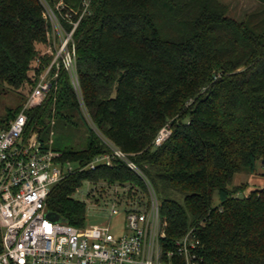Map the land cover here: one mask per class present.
<instances>
[{"label":"trees","instance_id":"16d2710c","mask_svg":"<svg viewBox=\"0 0 264 264\" xmlns=\"http://www.w3.org/2000/svg\"><path fill=\"white\" fill-rule=\"evenodd\" d=\"M61 2L66 12L82 0ZM257 2L238 21L222 0H93L74 37L95 126L155 187L165 250L194 230L201 264H264V190L240 198L245 187L231 188L236 175L264 165V0ZM48 29L39 0H0V95L27 101L37 61V73L52 62L41 57ZM51 80L43 104L27 113V133L42 139L56 122L75 129L81 122L86 147L66 149L64 160L85 167L112 156L111 166L70 176L48 198L49 213L82 229L87 205L74 198L78 189L145 186L90 128L68 74L56 66ZM167 125L171 137L155 147Z\"/></svg>","mask_w":264,"mask_h":264},{"label":"built area","instance_id":"2783aa9c","mask_svg":"<svg viewBox=\"0 0 264 264\" xmlns=\"http://www.w3.org/2000/svg\"><path fill=\"white\" fill-rule=\"evenodd\" d=\"M92 1L82 0L78 10L65 12L62 2L52 7L47 0H39L49 28L41 57L49 55L52 62L37 73V61V84L17 117L11 121L0 117V264H201V241L194 230L175 241L173 250H165L166 224L155 187L129 155L102 136L85 106L74 37L83 18L91 14ZM56 66L68 74L90 128L145 186L142 191L133 185H104L99 192L94 186L93 193L100 194L104 188L110 193V217L124 211L126 231L122 236H115L110 224L80 229L47 217V201L58 184L77 173L112 165L111 155L97 157L85 167L65 161L52 148L53 141L47 146L37 134L27 133V113L49 95ZM171 135L170 126H165L154 146H162ZM130 193L135 195L132 199Z\"/></svg>","mask_w":264,"mask_h":264},{"label":"rangeland","instance_id":"374dc122","mask_svg":"<svg viewBox=\"0 0 264 264\" xmlns=\"http://www.w3.org/2000/svg\"><path fill=\"white\" fill-rule=\"evenodd\" d=\"M62 0H55L53 7H56ZM230 7V13L238 21H242L251 11H254L259 2L257 0H222ZM66 4V3H65ZM46 51V48L44 49ZM26 102H22L16 95H0V117H7L9 112L14 113L15 110L25 105ZM80 123L79 128L75 129L64 125L63 123L56 122L53 127L42 137V141L45 145L50 146L51 141L52 148L55 151L63 152L66 149L73 148L77 150L84 149L87 144L88 133L87 130ZM241 186L245 187V190L238 194V197L244 198L251 194L253 191L264 190V165L258 163L254 173L250 171H244L235 176L232 187ZM95 187L92 185H85L78 191L74 198L85 202L87 205V226H95L101 224H110L113 228L112 233L115 236H122L125 233L126 215L124 211H121L119 215L110 217V206L107 205L109 198V192L102 191L99 193H93ZM98 192L103 188L97 186ZM92 193L91 196L88 194ZM95 196V197H94ZM102 197V198H101ZM97 201V202H96ZM96 202V203H95ZM220 200L216 193L214 198V206H219ZM94 205L96 207H94Z\"/></svg>","mask_w":264,"mask_h":264},{"label":"water","instance_id":"95a60500","mask_svg":"<svg viewBox=\"0 0 264 264\" xmlns=\"http://www.w3.org/2000/svg\"><path fill=\"white\" fill-rule=\"evenodd\" d=\"M47 217L51 220H53L54 222H58V223H67L66 220L62 219L60 216L53 214V213H48Z\"/></svg>","mask_w":264,"mask_h":264}]
</instances>
